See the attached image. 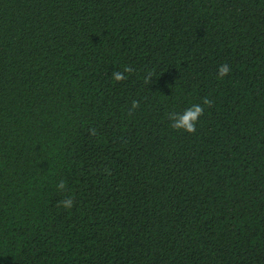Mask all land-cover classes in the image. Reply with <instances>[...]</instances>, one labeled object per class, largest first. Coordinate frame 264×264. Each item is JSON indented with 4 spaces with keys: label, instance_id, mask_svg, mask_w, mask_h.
I'll return each mask as SVG.
<instances>
[{
    "label": "trees",
    "instance_id": "obj_1",
    "mask_svg": "<svg viewBox=\"0 0 264 264\" xmlns=\"http://www.w3.org/2000/svg\"><path fill=\"white\" fill-rule=\"evenodd\" d=\"M0 264H264V0H0Z\"/></svg>",
    "mask_w": 264,
    "mask_h": 264
},
{
    "label": "clouds",
    "instance_id": "obj_2",
    "mask_svg": "<svg viewBox=\"0 0 264 264\" xmlns=\"http://www.w3.org/2000/svg\"><path fill=\"white\" fill-rule=\"evenodd\" d=\"M134 69L126 65L123 71L115 70L111 73L112 78L117 81H124L127 79L125 73H132ZM231 69L227 63L221 64L217 70L218 78L222 79L230 73ZM152 77L154 73L150 70L148 74L144 77L145 84L152 83ZM140 106L139 101L133 100L131 104L132 109H136ZM204 106L211 107L212 100L208 97L203 98L202 104H194L191 107L184 110L183 113L170 112L168 113V119L171 122L170 127L176 130H183L188 133H194L196 131V125L199 118L204 114ZM89 134L92 136L96 135V130L94 128L89 129ZM57 190L65 191L67 189V183L65 180H60L56 185ZM75 200L74 196L68 195L64 199L58 201V206H62L65 209H71L74 206Z\"/></svg>",
    "mask_w": 264,
    "mask_h": 264
}]
</instances>
